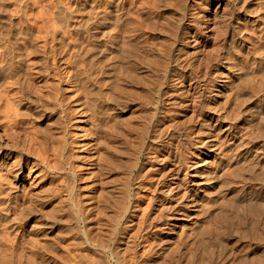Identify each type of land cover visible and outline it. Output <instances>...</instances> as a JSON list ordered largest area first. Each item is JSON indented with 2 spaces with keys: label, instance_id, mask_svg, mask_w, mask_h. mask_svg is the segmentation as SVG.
Listing matches in <instances>:
<instances>
[{
  "label": "rangeland",
  "instance_id": "obj_1",
  "mask_svg": "<svg viewBox=\"0 0 264 264\" xmlns=\"http://www.w3.org/2000/svg\"><path fill=\"white\" fill-rule=\"evenodd\" d=\"M105 1L103 0H4V1L2 0V2L0 1V16L2 18V20L0 18V26H2L0 27V62L3 60V62L0 63V67L6 68L5 75H2L0 79V89H1L0 90V120H1L0 142L2 143V144L0 143V170L2 169L0 171L1 174L0 175V193H1L0 194V264H48V262L49 264H58V263L59 264L62 263L63 264H69V263L70 264H124V263L125 264H158L159 261L160 264H162L164 262H167V258L170 264L172 263L173 264L175 263L176 264H207L206 263L207 260L205 258L202 259L201 252L203 253V250L209 247V245L213 246L214 253L216 254L213 255V260L215 261H213L212 264H217V263L240 264L241 261L243 262L250 261L248 262V264H255L254 263L255 260H256V264H261V263L263 264V262H261L260 260L257 261V259H260L259 257L260 255L264 256L263 254L264 247H262L264 245V241L261 240L259 241L251 233L252 225L250 224L251 222L250 220H249L250 222L247 221L244 224L238 225V223H236L235 225L234 223L232 226L230 225V227L226 229V233L224 234L225 237L221 238L220 241H218L217 238H214L215 237L214 235L211 234L208 236V234H206L208 229L215 227L216 223L213 217L216 214L215 212L219 211L220 204L219 205L217 204L221 203V199L223 198L224 192L228 194H225V198L222 199V201L224 200L233 203V201L235 202L238 200V198L233 193L228 191H222L224 190L223 188L221 190L220 187H222V183H220V176L217 175L216 173L218 171V168L220 170L224 158V157L222 158L220 154H222L223 151L224 154H229L230 153L229 150L231 149V145H230L231 143L229 139L225 137V134L230 133L233 136H235V138H237V136L238 137L240 136L239 138L241 139L243 138V143L245 146L243 147L241 146L242 147L241 149L243 148L247 149V147L250 146L248 148L250 149L251 151L250 153L252 154V156H254L255 154L256 156L257 155H259L260 157L263 156V158L261 159L259 156H257L256 159L254 157L255 163L257 162L258 165L256 169L258 171L256 172L258 173L259 170L263 171L262 168H264V163H263L264 146H262L264 145L263 144L264 135L262 136L261 134V129L262 127L264 128V123L262 121L264 118L262 117L261 119V116L259 114L257 115V111H258L257 105H259V101L261 99L260 96L264 94V87L262 86L264 84V78H263L264 74L263 72H260L259 69L256 72V68H254L252 64H249L244 56L239 58L240 61L238 59V61L241 62L240 65L244 68L246 67L245 69L241 70L242 73L244 74L243 81L242 78L238 76L237 73L239 71L238 69H236V67H235L236 71L234 70V75H233L234 79L228 78V76L226 75L224 77V74H221L222 72H224L225 69L219 70V64L222 62L221 57H223L228 47V40L230 39V33H231L230 30H232V27L237 21L236 19H234V15L236 13L235 11L237 7L241 5V3L239 2V0H186V1L184 0L183 13L178 14V18L181 19L179 22L180 24H182L181 37L185 40H183L182 43L180 41H177L172 45L173 54L176 55L169 66L170 73H168V77L162 78L160 76L161 83H159L157 86L156 83L152 82V80L148 81L146 84L149 87L151 86L150 88L152 91H149L148 87L145 84H136L133 86L130 83L126 86L127 89L125 90L123 95H121L118 92L117 87L115 88L113 85L108 84V80L106 79V76L102 74L104 68L99 63V61H101V59L103 58L102 56L103 49L105 47L104 39H103L104 34L102 30L103 25H100L105 15V9H104L106 8ZM242 3L244 4L246 3L245 5H247V13L249 12L247 19L243 21L244 34H250L248 35L249 37L248 40L246 41L248 50L250 51L251 55L264 57V53H263L264 52L263 51L264 50V0H245ZM26 4L28 6H26ZM115 4H117V2ZM6 7H7V11L5 12ZM16 9H17V13H15ZM112 9L113 11H117L116 6H114ZM8 11H11L12 13ZM7 13H9V15ZM6 15H8L9 17ZM258 16L263 17V23H261L262 28L259 27V29L257 28V30H255L253 29L254 28L253 24L255 22H253L252 20H254V18ZM22 20H25V22H23ZM4 22L7 25H5ZM8 24L9 25L12 24V25L9 26ZM33 26H35V29H33L34 28ZM4 27H6V29ZM29 28L30 30H28ZM5 30H13V31L15 30V32L17 30L18 33L16 32L17 34L16 38L8 39L4 37L3 33L5 32ZM93 32L95 33L97 32V33L93 34ZM86 36H88V38L90 39H88ZM34 40L36 43L34 42ZM14 41L15 43H12ZM43 41H45V43ZM92 42L94 43L92 44ZM95 43L97 45H94ZM16 45L19 47L17 48ZM38 45L40 48L38 47ZM88 47L90 48V50L88 49ZM92 47L94 50L92 49ZM26 49H28L31 53ZM252 49H255V51ZM27 51L29 57L25 55ZM178 51L181 52L182 59L176 60L179 54ZM16 52L18 53L20 52V54L24 58V70L26 71L27 74L23 75V77L22 76L14 77V75L11 73L12 69L15 66L14 61L16 60L15 58ZM183 52L184 53L186 52V54H184ZM88 55L92 57L90 58ZM52 58L54 61H52ZM97 61L99 64L97 63ZM37 63L40 64L39 67H37ZM28 66L30 69L28 68ZM38 68L43 69V72H41L40 76L36 72ZM49 71L51 72V74ZM93 71H95L94 73H96L97 75L94 74ZM252 71H254L256 74L254 72L252 73ZM127 72L128 71H123L120 69L117 72V76L113 75V78L123 79L125 78ZM176 73H178V75ZM225 73L227 74V71ZM54 75L55 77H53ZM67 75H69L68 78ZM216 79L220 80V83L218 84L217 87L215 86L217 83ZM5 80L7 82V86L5 84L6 82H4ZM244 81L247 85L244 83ZM257 82L260 83L258 84ZM70 83L72 85H70ZM230 85L233 86L232 88L234 94L232 96V99L223 98V95L221 94L225 91V89L226 90L227 88L229 89ZM238 87H240L239 88L240 90L237 89ZM39 90H41V92ZM237 90L239 91L240 94L238 93ZM49 91L52 92L53 94L50 93ZM159 91L162 92L161 95H159ZM164 91H166L167 94ZM2 92L4 93L2 94ZM6 92H7V96H6ZM41 93L43 98L51 97L49 102H52L53 106H56L55 112L57 114H55V118L57 119V124L54 131L55 133L49 136L48 133H46V130L43 128L44 126L43 125L41 126L39 123V114H38L39 112L38 110L36 111V109H41V107L35 106V108L31 110L30 104L29 103L25 104L27 100H24V98H31V97L35 98L36 96H40ZM45 93H47V95ZM219 93L220 95H218ZM236 93L237 95H235ZM4 94L8 99L5 98ZM26 95L27 96L29 95L30 97H25ZM243 96L244 98L250 96V99L252 100H249V97L246 98L247 99L246 100L243 98ZM107 98H113V102L116 101L121 103V106H123V109L125 111L123 113V117H125L124 118L125 120H131V118L135 117V119L133 118L132 121H129V129L125 130L123 134L124 136L123 141L125 143L123 145L126 147L125 148L126 150L122 156V161L125 160L124 168L126 167L127 169L125 170L123 168L122 172L116 169H106L105 172L100 176H95L94 174L93 176L91 173L88 174L87 172L88 169H86L85 167L87 166L88 168V165H85L86 164L85 161L87 160L88 162L89 160L87 159L88 155L86 151H84L87 148V146H85L84 141L88 140L92 136L100 137V139L102 140L103 128L102 125L101 124L99 125L98 123L100 121L99 118L101 117V115L98 116V119L97 117L95 118L96 116L95 115L91 119L92 120L91 121L88 118V114L94 111L97 112L98 110H99L98 112H100L104 108L103 106L105 105V103H107L106 101ZM6 100L8 102H6ZM232 101L237 102L236 103L237 105ZM241 102L243 103L244 106L241 104ZM233 104H235L234 105L235 107L236 106L238 107L235 108L234 106H232ZM13 105L14 107H12ZM100 105L102 106L100 107ZM26 106H28L29 108ZM85 106H87L86 109L84 108ZM209 106H211L212 108ZM247 107L249 110L247 109ZM207 108L212 109L211 111L213 112V115L210 114L211 112ZM243 108L246 109L247 111L244 110ZM13 109H15L16 111ZM231 109L232 111L233 109L234 111L235 110L236 111L235 112L233 111L234 112L233 113L231 112ZM250 109L251 110L253 109L252 112H250L251 111ZM28 110L29 112H26ZM30 110L31 112L32 111L35 112L31 113ZM64 110H66V112H64ZM254 110L256 111L254 112ZM15 112H17V114ZM218 113H220L221 117L219 116ZM236 113L237 114L239 113L240 115L238 114L239 115L238 116ZM5 114L8 118L4 116ZM131 114L132 116L133 115L136 116L132 117L130 116ZM161 114H164L163 115L164 119H162L160 124H158L156 119L153 117L154 116L158 117ZM210 116H215V118L218 119L212 121ZM4 118L6 119L7 122H5ZM85 118L88 120L86 122H83ZM247 118L249 119V125H251L252 129H249V131L246 132L247 128L245 127V120ZM253 120H254V124H253ZM146 121L149 122L147 123ZM26 122H29L30 124L29 123L27 124ZM35 122H37V124ZM25 123L28 126L24 127V125H26ZM133 123L134 125L138 123L137 126L140 125V127L142 128L133 126ZM13 124H15V126ZM17 125L18 127H16ZM257 125H260L259 128ZM132 127L137 128L134 133L130 131ZM100 128L102 129L100 130ZM157 128H159V130ZM217 128L219 130H217ZM29 129H31V131ZM142 129H144V131ZM256 129L257 131L254 132ZM84 130H89V132H91V135L89 136L85 134ZM250 130L253 131L251 132ZM20 131L21 133L23 131L22 135L20 134ZM215 131H217L218 133ZM220 132L223 133L220 134ZM245 132L246 134H244L245 136H243L242 134ZM253 132L255 134L257 132L259 133H257L258 135L257 134L254 135ZM247 133H249L248 134L249 136L247 135ZM100 134L102 135L100 136ZM53 135L55 136V138H52ZM27 136H29V138H26ZM258 136L262 139H260ZM33 137L34 139H31ZM52 139L54 140L53 144L52 141H50ZM132 139L134 140L132 141ZM152 140H154V142H152ZM26 141L27 142L30 141V142L27 143ZM126 143L127 144L129 143L128 146H126ZM139 143L141 145L140 152L138 155L139 160L137 161L135 167V169H138L137 172L139 173H137V175L135 174V177L137 176L135 178L134 174H132V172L128 168V163L130 162L129 154L131 153L132 146L137 148L138 147L137 145H139ZM215 144L219 145L221 149ZM247 144L248 146L246 147ZM35 145L37 147H35ZM52 147L53 149H51ZM208 148H212V149H208ZM149 151L151 152L153 158H156L160 154L163 156V158L165 157L164 159L166 160L165 161L166 164L163 167L162 165H158V164H155V166H152V164H148L150 162L147 155ZM7 152L8 153L11 152L10 154L11 156L9 155V158ZM70 155H72L73 157ZM49 156L53 158L50 159ZM86 156L87 158H85ZM35 161L37 162L35 163ZM11 164L13 165L21 164L19 168L22 174L18 176V178L14 177L13 172L15 167ZM45 169L48 171H45ZM158 170L163 171V173L161 172L162 175L158 173L159 172ZM81 171L82 174L84 175L81 174ZM84 172H87V174ZM211 173L216 175L213 176V174ZM260 175L261 174H259L257 178L253 179L252 183L243 185L245 198L246 199L250 198L248 200H250L249 202H252L253 204L256 203L255 200L260 199L259 195L252 194L254 192H252L253 189L251 187L255 185L254 184L255 181L262 187L261 191L264 195V181H262L263 178ZM79 176L81 180L78 179ZM125 178L127 179L125 180ZM256 179H258V181ZM94 180H97V182L94 183ZM235 182L236 184L232 183V186L242 185L236 179ZM216 185H218L219 187ZM118 187L119 188L121 187L123 191H124V187L127 190V196L125 195V200L123 205L124 207L126 206V208H124V211L119 214L120 215L118 217L119 224H116V221L114 222L115 226L117 227V230L113 234L112 232L113 227L111 225V222L109 221V214L113 215V212L111 210H113L114 207H110V205L113 204V202L116 199H118V197L120 196L121 189H119ZM215 187L216 188L218 187L220 189L217 188L214 191L213 188ZM51 190H53V192ZM117 190L120 193H118ZM16 191L17 193H15ZM208 191L212 192V194L210 192L208 193ZM217 191L220 192L218 193ZM28 193H29V197H28ZM87 194H89L90 196ZM207 194H210V196H214L217 200L212 202L210 196ZM253 195L254 198H251L253 197ZM231 196H232L231 198L232 200L230 199ZM78 199L80 201H83V205L85 209H87L86 211L83 212L89 217H92L90 221L92 223V226L84 221L83 219L84 215L80 214V212L73 206V202L77 204ZM108 203H110V205ZM214 204H216L217 207ZM207 205H209L210 207L212 205V207L208 209ZM89 208L91 209L90 211H88ZM206 209L209 211H206ZM68 213L69 214L71 213L70 216ZM263 213L259 214L258 217L260 219L257 217L258 224L260 225L262 223L260 225L262 230L264 229ZM210 214L211 216L212 215L213 216L211 217ZM25 221L27 222L25 223ZM121 224L123 225L121 226ZM89 227L94 228V230L92 229L93 232L92 234L89 230ZM59 230L62 231L60 232ZM88 230L89 233H87ZM227 231H229V233ZM65 233L67 234L69 233V234L67 235ZM243 233L244 235L242 236L241 234ZM226 234L229 236H227ZM72 235H74V238L71 237ZM85 236L87 238H85ZM40 238L41 239L44 238V239L41 240ZM78 240L80 241L78 242ZM215 240L218 241L221 245L219 244L217 246L218 243ZM73 243L74 245H71ZM223 243L226 244V246ZM100 244L101 245L105 244V245L101 246ZM38 245L40 247L39 249H38ZM221 246L223 248H220ZM164 247L166 248V250ZM217 247H219V249H217ZM114 249L116 251L113 252ZM168 249H170L168 251L169 254H166L165 252H167ZM200 250L202 251L200 252ZM35 251L36 253H34ZM37 252L40 256H37L38 255ZM73 252L76 254V256ZM78 252L80 255L78 254ZM90 253L92 255L88 256L90 255ZM164 253L167 255L165 256L166 259L163 258ZM217 253L219 254L218 256H220L219 257L220 261L218 260ZM259 253L260 255H258ZM196 254H198L200 257H198V255ZM79 256L81 258H79ZM215 256L217 257L218 261L214 259L216 258ZM64 257L67 258L68 261ZM80 259L81 261L82 260L83 261L80 262ZM158 259L159 261H157ZM45 261L47 262L45 263Z\"/></svg>",
  "mask_w": 264,
  "mask_h": 264
},
{
  "label": "bare ground",
  "instance_id": "obj_2",
  "mask_svg": "<svg viewBox=\"0 0 264 264\" xmlns=\"http://www.w3.org/2000/svg\"><path fill=\"white\" fill-rule=\"evenodd\" d=\"M1 2H2V0H0ZM4 1V0H3ZM103 1H105V0H103ZM186 1V0H185ZM245 1V0H244ZM243 0H239V2L241 3V5L239 6V7H237V9H236V13H235V15H234V19H236L237 21H236V23L234 24V26L232 27V30H230L231 31V33H230V39L228 40V47H227V50H226V52H225V54L223 55V57H221L222 58V62L219 64V70L220 69H225L224 70V72H222L221 74H224V77H225V75L226 76H228V78H233V75H234V70H235V67H236V69H238V76L239 77H241L242 78V81H243V76H244V74L242 73V71L241 70H243V69H245L244 67H242L240 64H241V62H239L240 61V57H245L246 59H247V62L249 63V64H252L253 66H254V68H256V72H257V70L259 69V71L260 72H263V74H264V57H259V56H254V55H251V53H250V51L248 50V47H247V44H246V41L248 40V35H250V34H244V25H243V21H245L246 19H247V17H248V13H247V5H245L244 3H242V2H244ZM106 2V8H104L105 9V15H104V17H103V21L101 22V24L100 25H103V28H102V30H103V36H104V49H103V58L101 59V61H99V63H100V65L104 68V71H103V73L102 74H104L105 76H106V79L108 80V84L109 85H113L115 88L117 87V90H118V92L121 94V95H123V93L125 92V90L127 89V85L128 84H132L133 86L134 85H136V84H145L147 87H148V89H149V91H152L151 90V86L149 87L146 83L148 82V81H150V80H152V82L153 83H156V86L159 84V83H161V78H160V76L163 78V77H168V73H170L169 72V66H170V64H171V62L173 61V59H174V57H175V55L173 54V49H172V45L175 43V42H177V41H180L181 43L183 42V40H185V39H183L182 37H181V31H182V24H180V20L181 19H179L178 18V14H180V13H183V9H184V5H183V2H184V0H106L105 1ZM117 2V4H115ZM238 2V3H239ZM250 2V1H249ZM25 3H27V2H25ZM30 3V2H29ZM104 3V2H103ZM236 3V2H235ZM2 4V3H1ZM100 5H102V4H100ZM105 5V4H104ZM5 6H7V5H5ZM26 6H28L27 4H26ZM114 6H116V9H117V11H113V7ZM3 7V6H2ZM100 7V6H99ZM2 10V9H1ZM4 10H5V8H4ZM10 10V9H9ZM20 10V9H19ZM18 10V11H19ZM258 10V9H257ZM260 10H261V8H260ZM7 11V7H6V10H5V12ZM263 11V10H262ZM8 12H11V11H8ZM12 13V12H11ZM10 13V14H11ZM15 13H17V9H16V12ZM256 13V12H255ZM263 13V12H262ZM8 15H9V13H7ZM13 14H14V12H13ZM234 14V13H233ZM257 14V13H256ZM4 15V14H3ZM8 15H6V16H8ZM22 15V14H21ZM5 16V17H6ZM13 16V15H12ZM11 16V17H12ZM102 16V15H101ZM5 17H4V19H5ZM9 17V16H8ZM21 17V16H20ZM0 18H1V16H0ZM181 18V17H180ZM9 19V18H8ZM18 19V18H17ZM249 19V18H248ZM1 20H2V18H1ZM19 20V19H18ZM6 21H8V20H6ZM11 21V20H10ZM23 22H25V20H22ZM30 21V20H29ZM234 21V20H233ZM253 22H255L253 25H254V28L253 29H255V30H257V28L259 29V27H261L262 25H261V23H263V17L261 16V17H255L254 18V20H252ZM3 22V21H2ZM13 22V21H12ZM14 22H15V19H14ZM19 22V21H18ZM22 22V23H23ZM27 22V21H26ZM99 22V21H98ZM11 23V22H10ZM28 23V22H27ZM90 23V22H89ZM239 23V24H238ZM247 23V22H246ZM248 23H250V22H248ZM4 24H5V22H4ZM17 24V23H16ZM5 25H7V24H5ZM9 25V24H8ZM10 25H12V24H10ZM9 25V26H10ZM90 25V24H89ZM251 25H252V23H251ZM19 26V25H18ZM26 26V25H25ZM98 26V25H97ZM229 26H231V25H229ZM0 27H2V26H0ZM34 28L33 29H35V26H33ZM247 27V26H246ZM5 29H6V27H4ZM10 28V27H9ZM13 28V27H12ZM252 28V27H251ZM262 28V27H261ZM260 28V29H261ZM32 29V28H31ZM92 29H94V28H92ZM249 29V28H248ZM22 30V29H21ZM27 30V29H26ZM28 30H30V28L28 29ZM87 31H88V29H87ZM90 31V30H89ZM16 32L18 33V31L16 30ZM16 32H15V30L13 31V30H5V32L3 33L4 34V37H6V38H8V39H12V38H16V36H17V34H16ZM22 32V31H21ZM20 32V33H21ZM23 32H25V31H23ZM41 32V31H40ZM98 32V31H97ZM96 32V33H97ZM36 33V32H35ZM95 32H93V34H96ZM100 33V32H99ZM246 33V32H245ZM260 33V32H259ZM22 34V33H21ZM92 34V33H91ZM229 34V33H228ZM90 35V34H89ZM99 35V34H98ZM258 35V34H257ZM32 36V35H31ZM102 36V37H103ZM87 38H88V36H86ZM94 37V36H93ZM28 38V37H27ZM86 38V39H87ZM259 38H260V35H259ZM26 39V38H25ZM32 39V38H31ZM88 39H90V38H88ZM38 40V39H37ZM36 40V41H37ZM42 40V39H41ZM92 40V39H91ZM10 41H12V40H10ZM29 41V40H28ZM89 41V40H88ZM99 41V40H98ZM263 41V40H262ZM34 42H35V40H34ZM41 42V41H40ZM44 43H45V41H43ZM90 42V41H89ZM95 42H96V40H95ZM12 43H15V41L14 42H12ZM36 43V42H35ZM42 43V42H41ZM43 43V44H44ZM94 42H92V44H93ZM101 43V42H100ZM100 43H98V44H100ZM250 43V42H249ZM262 43V42H261ZM18 44V43H17ZM40 44V43H39ZM94 45H97L96 43L94 44ZM94 45H92V46H94ZM250 45V44H249ZM252 45H255V44H252ZM262 45V44H261ZM17 46V45H16ZM28 46V45H27ZM36 46V45H35ZM34 46V47H35ZM88 46H89V44H88ZM226 46V45H225ZM19 46H17V48H18ZM38 47H39V45H38ZM87 47V46H86ZM103 47V46H102ZM101 47V48H102ZM261 47V46H260ZM13 48H15V47H13ZM20 48H21V45H20ZM19 48V49H20ZM40 48V47H39ZM258 48V47H257ZM24 49V48H23ZM22 49V50H23ZM49 49V48H48ZM87 49V48H86ZM88 49L90 50V48L88 47ZM92 49H93V47H92ZM251 49V48H250ZM26 50H28V49H26ZM33 50V49H32ZM35 50H37V49H35ZM94 50V49H93ZM93 50H91V51H93ZM97 50V49H96ZM252 50H254L255 51V49H252ZM258 50V49H257ZM256 50V51H257ZM259 50H260V48H259ZM18 51V50H17ZM25 51V50H24ZM29 51V50H28ZM28 51L26 52V54L25 55H29V54H27L28 53ZM39 51V50H38ZM264 51V50H263ZM21 52V51H20ZM20 52L18 53V52H16L15 53V58H16V60L14 61V64H15V66H14V68L12 69V71H11V73L14 75V77H23V75H26L27 73H26V71L24 70V58L22 57V55L20 54ZM30 52V51H29ZM41 52V51H40ZM86 52V51H85ZM12 53V52H11ZM24 53V52H23ZM22 53V54H23ZM31 53V52H30ZM100 53V52H99ZM178 58L176 59V60H178V59H182V57H181V52L180 51H178ZM184 53V52H183ZM256 53V52H255ZM264 53V52H263ZM5 54V53H4ZM33 54V53H32ZM95 54V53H94ZM102 54V53H101ZM184 54H186V52L184 53ZM3 55V54H2ZM24 55V54H23ZM34 55V54H33ZM42 55V54H41ZM50 55H51V53H50ZM85 55H86V53H85ZM93 55V54H92ZM39 56V55H38ZM89 56V55H88ZM94 56V55H93ZM97 56V55H96ZM102 56H100V57H102ZM184 56V55H183ZM26 57V56H25ZM29 57V56H28ZM52 57H54V56H52ZM84 57V56H83ZM90 58L92 57V56H89ZM88 57V58H89ZM41 58V57H40ZM60 58V57H59ZM220 58V59H221ZM84 59V58H83ZM94 59V58H93ZM184 59V58H183ZM238 59H239V61H238ZM28 60V59H27ZM33 60H34V57H33ZM36 60H38V59H36ZM62 60V59H61ZM26 61V60H25ZM30 61V60H29ZM52 61H54L53 60V58H52ZM51 61V62H52ZM90 61V60H89ZM1 62H3V60L1 61ZM0 62V63H1ZM73 62V61H72ZM94 62H96V61H94ZM30 63V62H29ZM58 63V62H57ZM88 63V62H87ZM90 63V62H89ZM97 63H98V61H97ZM98 63V64H99ZM50 64H52V63H50ZM53 64H54V62H53ZM172 64H174V63H172ZM180 64V63H179ZM5 65V64H4ZM31 66V65H30ZM40 66V64L39 63H37V67H39ZM43 66V65H42ZM172 66V65H171ZM182 66V65H181ZM32 67V66H31ZM215 67H216V65H215ZM28 68H29V66H28ZM33 68V67H32ZM52 68H54V67H52ZM177 68V67H176ZM251 68V67H250ZM253 68V69H254ZM30 69V68H29ZM89 69V68H88ZM92 69V68H91ZM99 69V68H98ZM123 70V71H128L127 73H126V75H125V78H123V79H116V78H113V75L114 76H117V72H118V70ZM248 69V68H247ZM5 70H6V68L5 67H0V79H1V76L2 75H5ZM61 70V69H60ZM178 70V69H177ZM217 70V69H216ZM56 71V70H55ZM175 71V70H174ZM179 71V70H178ZM227 71V74L225 73ZM236 71V70H235ZM258 71V72H259ZM38 74H39V76L41 75V72H43V69H40V68H38V70L36 71ZM50 72V71H49ZM69 72V71H68ZM95 71H93V73H94ZM97 72V71H96ZM247 72V71H246ZM250 72V71H249ZM254 71H252V73H253ZM29 73V72H28ZM66 73H67V71H66ZM99 73V72H98ZM251 73V74H252ZM255 73V72H254ZM32 74V73H31ZM30 74V75H31ZM50 74H51V72H50ZM54 74V73H53ZM56 74V73H55ZM61 74H63V73H61ZM94 74H96V73H94ZM100 74V73H99ZM98 74V75H99ZM177 75H178V73H176ZM256 74V73H255ZM254 74V75H255ZM259 74V73H258ZM43 75V74H42ZM97 75V74H96ZM124 75V74H123ZM218 75V74H217ZM220 75V74H219ZM57 76V75H56ZM68 76L69 75H67V78H68ZM170 76V75H169ZM174 76V75H173ZM223 76V75H222ZM237 76V75H236ZM253 76V75H252ZM264 76V75H263ZM53 77H55V75L53 76ZM61 77V76H60ZM64 77V76H63ZM101 77V76H100ZM99 77V78H100ZM218 77V76H217ZM223 77V78H224ZM254 77V76H253ZM261 77H262V75H261ZM34 78H35V76H34ZM67 78H65V79H67ZM170 78H172V77H170ZM240 78V79H241ZM259 78V77H258ZM264 78V77H263ZM17 79V78H16ZM24 79V78H23ZM64 79V80H65ZM101 79V78H100ZM104 79V78H103ZM175 79V78H174ZM215 79V78H214ZM234 79V78H233ZM249 79V78H248ZM262 79V78H261ZM18 80V79H17ZM33 80V79H32ZM36 80V79H35ZM64 80H62V81H64ZM71 80V79H70ZM70 80H68V81H70ZM177 80V79H176ZM230 80V79H229ZM252 80H254V79H252ZM222 81V80H221ZM232 81V80H231ZM248 81V80H247ZM250 81V80H249ZM4 82H6V80L4 81ZM13 82V81H12ZM58 82V81H57ZM216 87L218 86V84L220 83V80H218V79H216ZM252 82V81H251ZM251 82H249V83H251ZM261 82V81H260ZM259 82V83H260ZM10 83V82H9ZM33 83V82H32ZM42 83V82H41ZM61 83V82H60ZM65 83V82H64ZM215 83V82H214ZM226 83V82H225ZM244 83H245V81H244ZM248 83V84H249ZM253 83V82H252ZM258 83V82H257ZM258 83V84H259ZM6 84V86H7V82L5 83ZM12 84V83H11ZM14 84V83H13ZM44 84V83H43ZM148 84H150V83H148ZM231 84H232V82H231ZM246 84V83H245ZM17 85V84H16ZM29 85V84H28ZM70 85H72L71 83H70ZM236 85V84H235ZM247 85V84H246ZM2 86V85H1ZM5 86V87H6ZM25 86V85H24ZM27 86V85H26ZM41 86V85H40ZM44 86V85H43ZM53 86V85H52ZM112 86V87H113ZM154 86V85H153ZM237 86V85H236ZM253 86V85H252ZM263 87H264V84L262 85ZM20 87V86H19ZM161 87V86H160ZM233 86L232 85H230L229 86V89L227 88V90L225 89V91L221 94V95H223V98H231L232 99V96H233V88H232ZM242 87V86H241ZM260 87H261V85H260ZM3 88V87H2ZM35 88V87H34ZM43 88V87H42ZM163 88V87H162ZM213 88V87H212ZM240 87H238L237 89L238 90H240L239 89ZM18 89V88H17ZM24 89V88H23ZM25 89H27V88H25ZM67 89V88H66ZM69 89V88H68ZM261 89V88H260ZM1 90V89H0ZM42 90V89H41ZM41 90H39L40 92H41ZM54 90V89H53ZM65 90V89H64ZM72 90V89H71ZM115 90V89H114ZM158 90H160V89H158ZM222 90V89H221ZM220 90V91H221ZM237 90V91H238ZM11 91V90H10ZM33 92H35V91H33ZM46 92V91H45ZM50 92V91H49ZM164 92H166V91H164ZM209 92V91H208ZM211 92V91H210ZM234 92H235V89H234ZM242 92V91H241ZM4 92H2V94H3ZM50 93H52V92H50ZM117 93V92H116ZM136 93V92H135ZM161 93L162 92H160L159 91V95H161ZM216 93V92H215ZM238 93H239V91H238ZM46 95H47V93H45ZM49 94V93H48ZM53 94V93H52ZM75 94V93H74ZM113 94V93H112ZM166 94H167V92H166ZM165 94V95H166ZM170 94V93H169ZM217 94V93H216ZM240 94V93H239ZM10 95H11V93H10ZM50 95V94H49ZM218 95H220V93L218 94ZM235 95H237V93L235 94ZM242 95V94H241ZM248 95V94H247ZM4 96H5V94H4ZM6 96H7V92H6ZM6 96H5V98H6ZM53 96V95H52ZM58 96V95H57ZM61 96H63V95H61ZM60 96V97H61ZM109 96V95H108ZM157 96V95H156ZM240 96V95H239ZM25 97H30L29 95L27 96H25ZM234 97H237V96H234ZM249 97V100H252V99H250V96H247L246 98H248ZM253 97V96H252ZM13 98V97H12ZM18 98V97H17ZM21 98V97H20ZM51 98V97H50ZM50 98H43L42 97V93H41V95L40 96H36L35 98H33V97H31V98H24V100H27L26 102H25V104H30V108H31V110H33L34 108H35V106H40L41 107V109H36V111L38 110V114H39V123H40V125L42 126H44L43 128L46 130V133H48V136L49 135H51V134H53V133H55L54 131H55V128H56V124H57V119L55 118V114H57L55 111H56V106H53V103L52 102H49V100H50ZM123 98V97H122ZM222 98V97H221ZM243 98H244V96H243ZM242 98V99H243ZM246 98H244V99H246ZM258 98V97H257ZM260 101H259V105H257L258 106V111H257V115L259 114L260 116H261V119H262V117L264 118V94L262 95V96H260ZM4 99V98H3ZM6 99H8V98H6ZM59 99V98H58ZM61 99H63V98H61ZM68 99V98H67ZM120 99V98H119ZM216 99V98H215ZM234 99V98H233ZM10 100H11V98H10ZM53 100V99H52ZM54 100H55V98H54ZM70 100H72V99H70ZM75 100V99H74ZM73 100V101H74ZM115 100V99H114ZM209 100V99H208ZM217 100H218V98H217ZM223 100V99H222ZM229 100V99H228ZM247 100V99H246ZM63 101V100H62ZM80 101V100H79ZM106 101H107V103H105V105L103 106L104 108L100 111V112H96V111H94V112H91V113H89L88 114V118L91 120L95 115V118L97 117V119H98V116H100L101 115V117L99 118V125L101 124L102 125V128H103V138H102V140L100 139V137H97V136H95V137H90L88 140H86V141H84L85 142V146H87V148L84 150V151H86V153H87V155H88V158H87V156L85 157V158H87L89 161L87 162V160L85 161V165H88V168H87V166H85L86 167V169H88V174L89 173H91L92 175L94 174L95 176H100L101 174H103L104 172H105V170L106 169H116V170H119L120 172H122L123 171V168H124V165H125V160L124 161H122V156H123V154L125 153V146L123 145V144H125L124 143V136H123V134H124V132H125V130H128L129 129V121H132V119L134 118L135 119V117H133V116H136V115H133L132 116V114L130 115V116H132L133 118H131V120H125L124 118L125 117H123V113L125 112L124 111V109H123V106H121V103L120 102H113V98H107L106 99ZM221 101V100H220ZM226 101V100H225ZM6 102H8L7 100H6ZM12 102V101H11ZM10 102V103H11ZM13 102H14V100H13ZM60 102H61V100H60ZM72 102V101H71ZM228 102V101H227ZM233 102V101H232ZM244 102V101H243ZM251 102V101H250ZM20 103V102H19ZM74 103V102H73ZM233 103H237V102H233ZM12 104V103H11ZM75 104V103H74ZM76 104H77V101H76ZM123 104V103H122ZM227 104V103H226ZM232 104V103H231ZM235 104H233L232 106H234ZM241 104L243 105V103L241 102ZM246 104V103H245ZM258 104V103H257ZM5 105V104H4ZM9 105V104H8ZM79 105V104H78ZM90 105V104H89ZM237 105V104H236ZM6 106V105H5ZM66 106H67V104H66ZM72 106V105H71ZM102 105H100V107H101ZM212 106V105H211ZM211 106H209V107H211ZM231 106V107H232ZM244 106V105H243ZM256 106V105H255ZM4 107V106H3ZM12 107H14V105L12 106ZM23 107V106H22ZM26 107H28V106H26ZM77 107V106H76ZM86 107L87 106H85L84 108L86 109ZM206 107V106H205ZM213 107V106H212ZM211 107V108H212ZM215 107V106H214ZM230 107V108H231ZM235 107V106H234ZM233 107V108H234ZM236 107H238V106H236ZM235 107V108H236ZM2 108V107H1ZM17 108H19V107H17ZM25 108V107H24ZM29 108V107H28ZM91 108V107H90ZM98 108V107H97ZM211 108H207L211 113L210 114H212L213 115V112L211 111L212 109ZM218 108V107H217ZM228 108H229V106H228ZM234 108V109H235ZM246 108V107H245ZM250 108V107H249ZM251 108H252V105H251ZM254 108V107H253ZM11 109V108H10ZM21 109V108H20ZM70 109V108H69ZM220 109V108H219ZM234 109H233V111H234ZM240 109V108H239ZM244 109V108H243ZM247 109H248V107H247ZM3 110H4V108H3ZM2 110V111H3ZM13 110H15V109H13ZM23 110V109H22ZM31 110H30V112H31ZM79 110V109H78ZM218 110V109H217ZM244 110H246V109H244ZM249 110V109H248ZM251 110V109H250ZM253 110V109H252ZM252 110L250 111V112H252ZM1 111V112H2ZM6 111V110H5ZM16 111V110H15ZM19 111V110H18ZM232 111V109H231V112H233ZM236 111V110H235ZM234 111V112H235ZM247 111V110H246ZM256 110H254V112H255ZM7 112V111H6ZM25 112V111H24ZM26 112H29V110L28 111H26ZM32 112H35V111H32ZM31 112V113H32ZM61 112H62V110H61ZM60 112V113H61ZM64 112H66V110H64ZM70 112V111H69ZM80 112V111H79ZM78 112V113H79ZM230 112V113H231ZM233 112V113H234ZM253 112V113H254ZM5 113V112H4ZM8 113V112H7ZM16 114H17V112H15ZM20 113H23V112H20ZM9 114V113H8ZM25 114H27V113H25ZM84 114V113H83ZM165 114V113H164ZM164 114H161V115H159L158 117H156V116H154L153 118H155L156 119V121H157V123L158 124H160V122L162 121V119H164ZM219 114V116H220V113H218ZM237 114V113H236ZM236 114H235V116H236ZM239 114V113H238ZM237 114V115H238ZM249 114V113H248ZM252 114V113H251ZM19 115V114H18ZM32 115V114H31ZM78 115V114H77ZM240 115V114H239ZM238 115V116H239ZM253 115V114H252ZM4 116H6V114L4 115ZM17 116V115H16ZM20 116H22V115H20ZM26 116V115H25ZM28 116V115H27ZM247 116V115H246ZM251 116V115H250ZM2 117V116H1ZM60 117V116H59ZM84 117H87V116H84ZM127 117H129V116H127ZM146 117V116H145ZM144 117V118H145ZM147 117H148V115H147ZM150 117V116H149ZM221 117V116H220ZM255 117H256V115H255ZM254 117V118H255ZM6 118H8L7 116H6ZM10 118V117H9ZM35 118V117H34ZM143 118V119H144ZM209 118V117H208ZM210 118H211V120L212 121H215V120H217L218 118H215V116H210ZM232 118V117H231ZM259 118V117H258ZM5 119V118H4ZM15 119V118H14ZM19 119V118H18ZM37 119V118H36ZM97 119H95V120H97ZM138 119V118H137ZM147 119V118H146ZM12 120V119H11ZM78 120V119H77ZM81 120H82V118H81ZM88 119H84V121L83 122H86ZM231 120V119H230ZM1 121V120H0ZM23 121H24V119H23ZM34 121V120H33ZM92 121V120H91ZM256 121V120H255ZM259 121V120H258ZM263 121V123H264V119L262 120ZM5 122H7L6 121V119H5ZM31 122V121H30ZM71 122V121H70ZM89 122V121H88ZM147 122V121H146ZM145 122V123H146ZM149 122V121H148ZM147 122V123H148ZM153 122V121H152ZM151 122V123H152ZM257 122V121H256ZM260 122V121H259ZM11 123V122H10ZM10 123H8V124H10ZM14 123V122H13ZM27 124L29 123V122H26ZM25 123V124H26ZM36 124H37V122H35ZM34 123V124H35ZM59 123V122H58ZM69 123V122H68ZM74 123V122H73ZM78 123H79V121H78ZM92 123V122H91ZM209 123V122H208ZM215 123H217V122H215ZM16 124V123H15ZM15 124H13L14 126H15ZM22 124H24V123H22ZM21 124V125H22ZM24 125V127L25 126H28V125ZM30 124V123H29ZM32 124V123H31ZM72 124V123H71ZM94 124V123H93ZM138 124V123H137ZM137 124H135L134 125V123H133V126H137ZM142 124H143V122H142ZM213 124H214V122H213ZM253 124H254V120H253ZM257 124H259V123H257ZM3 125V124H2ZM6 125V124H5ZM78 125V124H77ZM96 125V124H95ZM95 125H93V126H95ZM132 125V124H131ZM211 125V124H210ZM218 125V124H217ZM243 125V124H242ZM248 125V126H247ZM260 125H262V124H260ZM260 125H257L258 126V128H259V126ZM32 126H34V125H32ZM36 126H38V125H36ZM146 126V125H145ZM148 126V125H147ZM158 126V125H157ZM156 126V127H157ZM214 126H215V124H214ZM224 126H225V124H224ZM244 126V125H243ZM256 126V127H257ZM9 127V126H8ZM16 127H18V125L16 126ZM20 127V126H19ZM21 127H23V126H21ZM72 127V126H71ZM75 127H76V125H75ZM78 127V126H77ZM80 127V126H79ZM138 128L140 127V125H138L137 126ZM143 127H144V125H143ZM245 127L247 128V130H246V128H245V130H246V132L247 131H249V129H252L251 128V125H249V119L247 118L246 120H245ZM15 128V127H14ZM28 128V127H27ZM42 128V127H41ZM81 128V127H80ZM102 128H100V130L102 129ZM140 128H142V127H140ZM149 128V127H148ZM151 128V127H150ZM212 128H213V126H212ZM219 128V127H218ZM217 128V130H219ZM231 128V127H230ZM255 128V127H254ZM3 129V128H2ZM6 129V128H5ZM16 129V128H15ZM24 129V128H23ZM34 129V128H33ZM136 127H132V129L130 130L131 132H135L136 131ZM145 129V128H144ZM144 129H142L143 131H144ZM154 129V128H153ZM158 130H159V128H157ZM242 129V128H241ZM25 130V129H24ZM30 131H31V129H29ZM28 130V131H29ZM81 130V129H80ZM140 130V129H139ZM147 130V129H146ZM210 130V129H209ZM16 131V130H15ZM29 131V132H30ZM85 131V134H87V135H91V132H89V130H84ZM88 131V132H87ZM97 131V130H96ZM141 131V130H140ZM221 131V130H220ZM224 131V130H223ZM226 131H227V129H226ZM225 131V132H226ZM251 132L253 131V130H250ZM257 131V129L254 131V132H256ZM260 131V130H259ZM13 132V131H12ZM28 132V133H29ZM38 132V131H37ZM101 132V131H100ZM155 132H156V130H155ZM158 132H160V131H158ZM215 132H217V131H215ZM240 132V131H239ZM246 132L245 133H243L242 135L243 136H245L244 134H246ZM253 132V134L254 135H256L257 133H259V132H257L256 134ZM7 133V132H6ZM22 133H23V131H22ZM22 133H21V131H20V134L22 135ZM94 133V132H93ZM133 133H131V134H133ZM212 133V132H211ZM218 133V132H217ZM221 133H223V132H220V134ZM27 134V133H26ZM84 134V135H85ZM156 134V133H155ZM225 134V133H224ZM235 134V133H234ZM249 133H247V135H248ZM251 134V133H250ZM261 134H262V136L264 135V128L262 127V129H261ZM9 135V134H8ZM20 135V136H21ZM38 135H40V134H38ZM81 135H83V134H81ZM102 134H100V136H101ZM219 135V134H218ZM258 135V134H257ZM6 136V135H5ZM31 136V135H30ZM65 136V135H64ZM155 136V135H154ZM224 136V135H223ZM237 136V135H236ZM249 136V135H248ZM260 136V135H259ZM258 136V137H259ZM32 137V136H31ZM38 137V136H37ZM82 137V136H81ZM122 137V138H121ZM128 137H129V135H128ZM131 137V136H130ZM132 137H133V135H132ZM151 137H153V136H151ZM214 137V136H213ZM222 137V136H221ZM225 137L227 138V139H229V141H230V145H231V149L229 150L230 151V153L229 154H224L223 152V149H222V154H220L221 155V157L223 158V161H222V164H221V168H220V170H219V168H218V171L216 172L217 173V175H219L220 176V183H222V187H220L221 188V190H222V188L224 189V190H222V191H228V192H231V193H233L237 198H238V200L237 201H233V203H230L229 201H222V199H224L225 198V194H228V193H226V192H224V195H223V198L221 199V203H218L217 205H219L220 204V207H219V211H217V212H215L216 214L214 215V221H215V223L216 224H218V225H216L215 224V227H213V228H211V229H208V231H207V229H206V234H208V236L209 235H214L215 237L214 238H217L218 239V241H220V239L221 238H223V237H225L224 236V234L226 233V229L227 228H229L230 227V225L232 226L234 223H235V225H236V223H238V225L239 224H244V223H246L247 221H249L250 222V224L252 225L251 226V228H252V234L260 241H264V229L262 230L261 229V227H260V225L262 224L261 222H259V223H261L260 225L258 224V216H259V214H261V213H263V210H264V195H263V193H262V191H261V186L255 181V185H253V187H251L252 189H253V191L252 192H254V193H252V194H257V195H259L260 196V199H257V200H255V204H253L252 202H249L250 200H248V199H250V198H248V199H246L245 198V193H244V188H243V185L244 184H248V183H252V180L253 179H255V178H257V176L259 175V174H261L260 176H262V178L264 179V168H262V170L263 171H260L259 170V172L257 173L256 171H258V170H256L257 169V162L255 163V159H256V157L257 156H259V155H257L256 156V154L254 155V156H252V154L250 153L251 151H250V149L248 148V147H250V146H248V144L246 145V147H247V149L246 148H243V149H241L243 146H245L244 145V143H243V138L241 139V138H239L238 136H237V138H235V136H233L232 134H230V133H228V134H225ZM264 137V136H263ZM21 138V137H20ZM24 138V137H23ZM22 138V139H23ZM26 138H29V136H27ZM25 138V139H26ZM51 138V137H50ZM49 138V139H50ZM52 138H55V136L53 135V137ZM224 138V137H223ZM251 138V137H250ZM253 138V137H252ZM260 138V137H259ZM31 139H34V137L33 138H31ZM83 139H84V137H83ZM130 139V138H129ZM210 139V138H209ZM240 139V140H239ZM254 139V138H253ZM260 139H262V138H260ZM4 140V139H3ZM126 140V139H125ZM134 139H132V141H133ZM9 141V140H8ZM14 141V140H13ZM21 141H23V140H21ZM44 141V140H43ZM50 141H52V144H53V139L52 140H50ZM49 141V142H50ZM72 141V140H71ZM213 141H215V140H213ZM238 141V142H237ZM247 141V140H246ZM250 141H251V139H250ZM250 141H248V142H250ZM254 141H256V140H254ZM263 141V140H262ZM261 141V142H262ZM3 142V141H2ZM20 142V141H19ZM27 142V141H26ZM30 142V141H29ZM29 142H27V143H29ZM38 142V141H37ZM36 142V143H37ZM129 142V141H128ZM152 142H154V140H152ZM253 142V141H252ZM260 142V143H261ZM1 143V142H0ZM6 143V142H5ZM32 143V142H31ZM57 143V142H56ZM130 143V142H129ZM128 143V144H129ZM132 143V142H131ZM207 143H208V141H207ZM257 143V142H256ZM255 143V144H256ZM2 144V143H1ZM20 144V143H19ZM69 144V143H68ZM67 144V145H68ZM128 144L126 143V146H128ZM133 144V143H132ZM137 144V143H136ZM153 144V143H152ZM183 144V143H182ZM250 144V143H249ZM254 144V143H253ZM262 144V143H261ZM264 144V143H263ZM12 145V144H11ZM24 145V144H23ZM28 145V144H27ZM32 145V144H31ZM51 145V144H50ZM81 145H82V143H81ZM151 145V144H150ZM216 145V144H215ZM259 145V144H258ZM20 146V145H19ZM52 146V145H51ZM56 146V145H55ZM135 146V145H134ZM138 147L136 148V147H133L132 146V148H131V153L129 154L130 156H129V163H128V168L130 169V171L132 172V174H134V177H135V174L137 175V173H139V172H137L138 171V169H135V167H136V163H137V161L139 160V152H140V147H141V145H140V143H139V145H137ZM152 146V145H151ZM212 146V145H211ZM216 146H218L219 147V145H216ZM242 146V147H241ZM253 146V145H252ZM262 146H264V145H262ZM5 147V146H4ZM35 147H37L36 145H35ZM59 147V146H58ZM206 147H208V146H206ZM257 147V146H256ZM23 148V147H22ZM49 148H50V146H49ZM85 148V147H84ZM220 148V147H219ZM219 148H218V150H219ZM263 148V147H262ZM6 149V148H5ZM8 149V148H7ZM20 149V148H19ZM25 149V148H24ZM51 149H53V147L51 148ZM79 149H82V148H79ZM208 149H212V148H208ZM221 149V148H220ZM33 150V149H32ZM46 150V149H45ZM55 150V149H54ZM69 150V149H68ZM153 150H154V148H153ZM217 150V151H218ZM260 150V149H259ZM263 150V149H262ZM13 151V150H12ZM17 151V150H16ZM37 151V150H36ZM35 151V152H36ZM215 151V150H214ZM34 152V153H35ZM52 152V151H51ZM212 152V151H211ZM219 152V151H218ZM8 153V152H7ZM6 153V154H7ZM28 153V152H27ZM68 153V152H67ZM79 153V152H78ZM84 153V152H83ZM228 153V152H227ZM11 154V152H9L8 153V158H9V155ZM40 154V153H39ZM24 155V154H23ZM29 155V154H28ZM37 155H38V153H37ZM50 155V154H49ZM148 159H149V163L148 164H152V166H155V164H158V165H162V167L166 164L165 163V157L163 158V156L160 154L159 156H155L156 158H153V156L151 155V152L149 151L148 152ZM11 156V155H10ZM26 156V155H25ZM30 156V155H29ZM34 156V155H33ZM41 156V155H40ZM44 156V155H43ZM70 156H72V155H70ZM69 156V157H70ZM84 156V155H83ZM252 156V157H251ZM3 157H5V156H3ZM16 157V156H15ZM28 157V156H27ZM50 157V159L51 158H53V157H51V156H49ZM73 157V156H72ZM214 157V156H213ZM220 157V156H219ZM219 157H217V158H219ZM254 157H255V159H254ZM260 157V156H259ZM20 158V157H19ZM19 158H17V159H19ZM23 158V157H22ZM29 158V157H28ZM261 158H263V156L262 157H260V159ZM16 159V158H15ZM49 159V158H48ZM55 159V158H54ZM58 159V158H57ZM66 159H69V158H66ZM168 159V158H167ZM7 160V159H6ZM12 160V159H11ZM72 160V159H71ZM70 160V161H71ZM205 160V159H204ZM220 160V159H219ZM254 160V161H253ZM19 161V160H18ZM25 161V160H24ZM77 161V160H76ZM83 161V160H82ZM214 161V160H213ZM258 161H260V160H258ZM37 161H35V163H36ZM74 162V161H73ZM148 162V161H147ZM155 162V163H154ZM212 162V161H211ZM220 162V161H219ZM262 162V161H261ZM26 163V162H25ZM30 163V162H29ZM41 163V162H40ZM84 163V162H83ZM218 163V162H217ZM263 163H264V160H263ZM10 164V163H9ZM27 164V163H26ZM32 164V163H31ZM43 164H45V163H43ZM48 164V163H47ZM65 164V163H64ZM207 164V163H206ZM7 165H8V163H7ZM11 165H13V164H11ZM21 165V164H20ZM20 165H13L15 168H14V177L15 178H18V176H20L22 173H21V170H20V168H19V166ZM33 165V164H32ZM42 165V164H41ZM40 165V166H41ZM50 165V164H49ZM53 165V164H52ZM58 165H60V164H58ZM72 165V164H71ZM194 165V164H193ZM259 165H261V164H259ZM34 166V165H33ZM43 166V165H42ZM126 166H127V163H126ZM263 166V165H262ZM6 167V166H5ZM12 167V166H11ZM57 167V166H56ZM59 167V166H58ZM74 167V166H73ZM81 167V166H80ZM211 167V166H210ZM217 167V166H216ZM219 167V166H218ZM7 168H8V166H7ZM41 168V167H40ZM72 168V167H71ZM70 168V169H71ZM153 168V167H152ZM160 168V167H159ZM214 168V167H213ZM260 168V167H259ZM34 169H36V168H34ZM63 169H64V167H63ZM73 169V168H72ZM83 169V168H82ZM122 169V170H121ZM125 170L127 169L126 167L124 168ZM217 169V168H216ZM2 170V169H1ZM0 170V171H1ZM30 170V169H29ZM67 170V169H66ZM4 171V170H3ZM38 171V170H37ZM45 171H48V170H46L45 169ZM71 171V170H70ZM90 171V172H89ZM140 171V170H139ZM159 172V174L160 175H162L161 174V172L163 173V171L162 170H158ZM214 171V170H213ZM216 171V170H215ZM31 172H32V170H31ZM34 172V171H33ZM87 172H84V173H86L87 174ZM155 172V171H154ZM4 173V172H3ZM3 173H2V175H3ZM12 173V172H11ZM12 173V174H13ZM55 173V172H54ZM72 173V172H71ZM141 173V172H140ZM142 173H143V171H142ZM157 173V174H158ZM34 174V173H33ZM80 174V173H79ZM81 174H82V171H81ZM125 174V173H124ZM154 174V173H153ZM158 174V175H159ZM211 174H213V173H211ZM1 175V174H0ZM5 175V174H4ZM7 175V174H6ZM11 175V174H10ZM82 175H84V174H82ZM93 175V176H94ZM155 175V174H154ZM159 175V176H160ZM214 175H216V174H213V176ZM232 175H233V177H232ZM26 176V175H25ZM89 176V175H88ZM27 177V176H26ZM137 177V176H136ZM135 177V178H136ZM139 177H140V174H139ZM156 177V176H155ZM3 178V177H2ZM5 178V177H4ZM9 178V177H8ZM51 178V177H50ZM131 178V177H130ZM6 179V178H5ZM21 179V178H20ZM78 179H80L81 180V178H80V176H79V178ZM127 178H125V180H126ZM209 179V178H208ZM215 179V178H214ZM213 179V180H214ZM235 179L237 180V181H239L242 185H237V186H232V183H234V184H236V182H235ZM258 179H261V178H258ZM258 179H256L257 181H258ZM262 179V181H264ZM8 180V179H7ZM6 180V181H7ZM11 180V179H10ZM26 180H27V178H26ZM48 180V179H47ZM46 180V181H47ZM52 180V179H51ZM58 180V179H57ZM60 180V179H59ZM124 180V181H125ZM55 181V180H54ZM136 181V180H135ZM218 181V180H217ZM12 182V181H11ZM20 182V181H19ZM49 182V181H48ZM97 182V180H94V183H96ZM8 183H9V181H8ZM55 183V182H54ZM124 183V182H123ZM128 183V182H127ZM4 184V183H3ZM11 184V183H10ZM18 184V183H17ZM49 184V183H48ZM51 184V183H50ZM215 185V184H214ZM3 186V185H2ZM10 186V185H9ZM24 186V185H23ZM126 186V185H125ZM216 186H218V185H216ZM219 186H220V184H219ZM218 186V187H219ZM12 187V186H11ZM212 187V186H211ZM217 187V188H218ZM18 188V187H17ZM50 188V187H49ZM119 188V187H118ZM127 188V187H126ZM216 187L215 188H213V190L215 191V189H217ZM220 188H218V189H220ZM22 189V188H21ZM54 189V188H53ZM119 189H121V187L119 188ZM6 190V189H5ZM32 190V189H31ZM44 190V189H43ZM57 190V189H56ZM72 190V189H71ZM212 190V191H213ZM220 190V191H221ZM263 190V189H262ZM7 191H8V189H7ZM41 191V190H40ZM52 192H53V190H51ZM59 191V190H58ZM220 191H217L218 193L220 192ZM21 192V191H20ZM46 192V191H45ZM78 192V191H77ZM117 192H118V190H117ZM121 192V193H120ZM120 192H118V193H120V196L118 197V199H116L114 202H113V204H111L110 205V203H108L109 205H110V207H114V209L113 210H111L112 212H113V215L112 214H109V221L111 222V225H112V232H113V234L116 232V230H117V227L115 226V224H114V222L116 221V224H119V222H118V217L120 216L119 214L120 213H122L123 211H124V208H126V206L124 207L123 205H124V200H125V195L127 196V190L125 189V187H124V191H123V189H121V191ZM210 191H208V193H209ZM246 192V191H245ZM3 193V192H2ZM7 193V192H6ZM15 193H17V191L15 192ZM24 193V192H23ZM79 193V192H78ZM77 193V194H78ZM211 194H212V192H210ZM1 194V193H0ZM22 194V193H21ZM39 194V193H38ZM50 194V193H49ZM75 194V193H74ZM217 194V193H216ZM221 194H223V193H221ZM247 194H250V193H247ZM58 195V194H57ZM65 195V194H64ZM87 195H89V194H87ZM207 195H209L210 196V194H207ZM220 195V194H219ZM254 195H253V197H251V198H254ZM256 195V196H257ZM4 196V195H3ZM25 196V195H24ZM27 196V195H26ZM38 196V195H37ZM73 196V195H72ZM90 196V195H89ZM216 196V195H215ZM218 196V195H217ZM230 196V195H229ZM234 196V197H235ZM252 196V195H251ZM7 197V196H6ZM28 197H29V193H28ZM50 197V196H49ZM60 197V196H59ZM71 197V196H70ZM78 197V196H77ZM221 197V196H220ZM249 197V196H248ZM258 197V196H257ZM256 197V198H257ZM27 198V197H26ZM25 198V199H26ZM34 198V197H33ZM42 198V197H41ZM80 198H82V197H80ZM210 198H211V201L213 202V201H216L217 199L214 197V196H210ZM226 198H227V196H226ZM232 198V196L230 197V199ZM15 199V198H14ZM31 199V198H30ZM43 199V198H42ZM131 199V198H130ZM219 199V198H218ZM229 199V198H228ZM234 199V198H233ZM243 199V200H242ZM7 200V199H6ZM21 200H22V197H21ZM32 200V199H31ZM45 200V199H44ZM58 200H59V198H58ZM61 200V199H60ZM69 200H71V199H69ZM90 200V199H89ZM206 200H208V199H206ZM232 200V199H231ZM236 200V199H235ZM252 200V199H251ZM254 200V199H253ZM11 201V200H10ZM30 201V200H29ZM33 201V200H32ZM56 201V200H55ZM127 201V200H126ZM129 201V200H128ZM21 202V201H20ZM26 202V201H25ZM27 202H28V200H27ZM37 202V201H36ZM87 202V201H86ZM136 202V201H135ZM211 202V203H212ZM218 202V201H217ZM232 202V201H231ZM13 203V202H12ZM15 203V202H14ZM18 203V202H17ZM61 203V202H60ZM210 203V202H209ZM30 204V203H29ZM36 204H38V203H36ZM70 204V203H69ZM128 204V203H127ZM126 204V205H127ZM13 205V204H12ZM20 205V204H19ZM41 205V204H40ZM44 205V204H43ZM53 205V204H52ZM134 205V204H133ZM214 205H216V204H214ZM213 205V206H214ZM217 205H216V207H217ZM28 206V205H27ZM39 206V205H38ZM68 206V205H67ZM73 206L80 212V214H83L84 215V217H83V219H84V221L85 222H87V224H89V225H91L92 226V223L90 222L91 221V218L92 217H89L88 215H86L83 211H86L87 209H85V207H84V205H83V201H80L79 199H78V203L76 204L75 202H73ZM88 206H90V205H88ZM208 206V209L209 208H211L212 207V205H211V207L209 206V205H207ZM6 207V206H5ZM11 207V206H10ZM26 207V206H25ZM49 207H51V206H49ZM58 207V206H57ZM56 207V208H57ZM62 207V206H61ZM22 208V207H21ZM43 208H44V206H43ZM65 208V207H64ZM67 208V207H66ZM58 209V208H57ZM68 209H70V208H68ZM217 209V208H216ZM3 210V209H2ZM17 210V209H16ZM30 210V209H29ZM52 210V209H51ZM54 210V209H53ZM91 209L89 208L88 209V211H90ZM213 210V209H212ZM36 211V210H35ZM43 211H45V210H43ZM206 211H209V210H207L206 209ZM16 212V211H15ZM28 212V211H27ZM26 212V213H27ZM70 212V211H69ZM29 213V212H28ZM43 213V212H42ZM54 213V212H53ZM109 213V212H108ZM17 214H19V213H17ZM23 214V213H22ZM45 214V213H44ZM66 214V213H65ZM69 214V213H68ZM71 214V213H70ZM70 214H69V216H70ZM124 214V213H123ZM16 215V214H15ZM33 215V214H32ZM54 215V214H53ZM73 215V214H72ZM104 215V214H103ZM263 215H264V213H263ZM36 216V215H35ZM42 216V215H41ZM48 216V215H47ZM106 216V215H105ZM108 216V215H107ZM210 216H211V214H210ZM213 216V215H212ZM211 216V217H212ZM38 217V216H37ZM59 217V216H58ZM58 217H57V219H58ZM99 217V216H98ZM258 217V218H257ZM264 217V216H263ZM16 218V217H15ZM32 218V217H31ZM69 218V217H68ZM73 218V217H72ZM213 218H212V220H213ZM20 219V218H19ZM54 219V218H53ZM65 219H67V218H65ZM260 219V218H259ZM3 220V219H2ZM44 220V219H43ZM68 220H70V219H68ZM96 220V219H95ZM98 220V219H97ZM263 220V219H262ZM5 221V220H4ZM40 221V220H39ZM51 221V220H50ZM65 221V220H64ZM74 221V220H73ZM93 221H94V219H93ZM121 221V220H120ZM264 221V220H263ZM262 221V222H263ZM27 221H25V223H26ZM67 222V221H66ZM72 222V221H71ZM10 223V222H9ZM94 223V222H93ZM100 223V222H99ZM121 223V222H120ZM125 223V222H124ZM214 223V222H213ZM46 224V223H45ZM249 224V225H250ZM66 225V224H65ZM123 224H121V226H122ZM64 226V225H63ZM75 226V225H74ZM209 226V225H208ZM213 226H214V224H213ZM217 226V227H216ZM56 227H57V225H56ZM234 227V226H233ZM264 227V226H263ZM76 228V227H75ZM86 228H87V226H86ZM46 229V228H45ZM52 229V228H51ZM66 229H68V228H66ZM82 229V228H81ZM92 229L94 230V228L93 227H89V230H90V232H91V234L93 233L92 232ZM106 229V228H105ZM239 229V228H238ZM242 229H243V227H242ZM65 230V229H64ZM79 230V229H78ZM77 230V231H78ZM89 230H88V232L87 233H89ZM119 230V229H118ZM214 230H215V232H214ZM244 230H245V228H244ZM57 231V230H56ZM60 231V230H59ZM62 231V230H61ZM60 231V232H61ZM107 231V230H106ZM121 231V230H120ZM212 231H213V233H212ZM240 231V230H239ZM247 231H248V229H247ZM246 231V232H247ZM47 232V231H46ZM109 232H110V230H109ZM228 233H229V231H227ZM243 232V231H242ZM245 232V231H244ZM74 233H76V232H74ZM121 233V232H120ZM123 233V232H122ZM231 233V232H230ZM65 234H67V233H65ZM69 234V233H68ZM67 234V235H68ZM117 234H118V232H117ZM245 234H248V233H245ZM76 235V234H75ZM87 235H89V234H87ZM112 235V234H111ZM227 235V234H226ZM242 236L244 235V233L243 234H241ZM240 235V236H241ZM250 235V234H249ZM56 236V235H55ZM61 236H63V235H61ZM96 236V235H95ZM207 236V237H208ZM227 236H229V235H227ZM241 236V237H242ZM59 237H60V235H59ZM71 237H73L74 238V235H72ZM75 237H77V236H75ZM97 237V236H96ZM114 237V236H113ZM121 237V236H120ZM248 237V236H247ZM54 238V237H53ZM56 238H58V237H56ZM80 238H81V236H80ZM85 238H87L86 236H85ZM92 238V237H91ZM111 238V237H110ZM117 238V237H116ZM115 238V239H116ZM122 238V237H121ZM211 238V237H210ZM229 238V237H228ZM244 238H245V236H244ZM252 238V237H251ZM254 238V237H253ZM41 239V238H40ZM40 239H38V240H40ZM42 239H44V238H42ZM41 239V240H42ZM70 239V238H69ZM79 239V238H78ZM101 239V238H100ZM113 239V238H112ZM216 239V240H217ZM226 239V238H225ZM71 240V239H70ZM75 240H76V238H75ZM98 240V239H97ZM110 240V239H109ZM205 240V239H204ZM215 240V241H216ZM223 240V239H222ZM221 240V241H222ZM255 240V239H254ZM253 240V241H254ZM35 241V240H34ZM50 241V240H49ZM63 241H65V240H63ZM73 241V240H72ZM80 240H78V242H79ZM83 241V240H82ZM88 241V240H87ZM99 241V240H98ZM102 241V240H101ZM121 241V240H120ZM124 241V240H123ZM211 241H212V239H211ZM218 241H216L218 244H217V246L220 244ZM224 241H226V240H224ZM256 241V240H255ZM68 242V241H67ZM119 242V241H118ZM213 242H214V240H213ZM215 242V243H216ZM53 243V242H52ZM82 243V242H81ZM81 243H80V245H81ZM226 243V242H225ZM263 243V242H262ZM54 244V243H53ZM63 244V243H62ZM67 244V243H66ZM70 244V243H69ZM102 244V243H101ZM100 244V245H101ZM109 244V243H108ZM120 244V243H119ZM119 244H118V247H119ZM122 244V243H121ZM124 244V243H123ZM224 244V243H223ZM260 244V243H259ZM41 245V244H40ZM56 245V244H55ZM65 245V244H64ZM68 245V244H67ZM71 245H74V243L73 244H71ZM70 245V246H71ZM103 245H105V244H103ZM103 245H101V246H103ZM221 245V244H220ZM225 246H226V244H224ZM261 245V244H260ZM260 245H259V247H260ZM63 246V245H62ZM66 246V245H65ZM69 246V245H68ZM108 246V245H107ZM111 246V245H110ZM116 246V245H115ZM203 246V245H202ZM207 246V245H206ZM205 246V247H206ZM223 246V245H222ZM220 247V248H223V247ZM42 247V246H41ZM50 247V246H49ZM163 247V246H162ZM170 247V246H169ZM168 247V248H169ZM205 247H203V248H205ZM262 247H264V245L262 246ZM261 247V248H262ZM40 247H39V245H38V249H39ZM44 248H45V246H44ZM43 248V249H44ZM52 248V247H51ZM50 248V249H51ZM71 248V247H70ZM115 248V247H114ZM165 248V247H164ZM201 248V247H200ZM47 249V248H46ZM45 249V250H46ZM55 249V248H54ZM59 249V248H58ZM79 249V248H78ZM84 249V248H83ZM163 249V248H162ZM171 249V248H170ZM170 249H168L167 250V252H165L166 254H169L168 253V251L170 250ZM198 249V248H197ZM217 249H219V247H217ZM258 249V248H257ZM72 250H74V249H72ZM77 250V249H76ZM85 250V249H84ZM165 250H166V248H165ZM164 250V251H165ZM223 250H225V249H223ZM43 251V250H42ZM55 251V250H54ZM58 251V250H57ZM69 251V250H68ZM71 251V250H70ZM114 251H116L115 249L113 250V252ZM202 250H200V252H201ZM219 251H221V250H219ZM33 252V251H32ZM40 252V251H39ZM75 252V251H74ZM73 252V253H74ZM81 252V251H80ZM84 252V251H83ZM88 252H89V250H88ZM91 252V251H90ZM118 252V251H117ZM160 252V251H159ZM162 252V251H161ZM260 252H262V251H260ZM34 253H36V251L34 252ZM50 253V252H49ZM164 253V257L163 256H161V257H163V258H165L166 259V257L165 256H167L166 254ZM221 253V252H220ZM37 254H38V252H37ZM46 254V253H45ZM54 254V253H53ZM56 254V253H55ZM75 254V253H74ZM76 254H77V251H76ZM76 254H75V256H76ZM78 254H79V252H78ZM86 254V253H85ZM89 254V253H88ZM87 254V255H88ZM199 254V253H198ZM198 254H196V255H198ZM201 254H202V259H206L207 260V264H208V262H209V264H212L213 263V261H215V260H213V255L215 254L214 253V249H213V246L211 245H209V247H207V248H205V250H203V253L201 252ZM223 254H224V252H223ZM223 254H221V255H223ZM264 254V253H263ZM42 255V254H41ZM48 255V254H47ZM50 255V254H49ZM80 255V254H79ZM92 254L90 253V255H88V256H91ZM116 255V254H115ZM216 255V254H215ZM219 254L217 253V256H218ZM258 255H260V253L258 254ZM23 256V255H22ZM37 256H40L39 254L37 255ZM67 256V255H66ZM74 256V257H75ZM83 256V255H82ZM86 256V255H85ZM117 256H118V254H117ZM225 256V255H224ZM257 256V255H256ZM46 257V256H45ZM78 257V256H77ZM76 257V258H77ZM120 257V256H119ZM159 257H160V255H159ZM198 257H200L199 255H198ZM216 257V256H215ZM220 256H218V260L220 259L219 258ZM226 257V256H225ZM245 257V256H244ZM260 257V259H257V261L258 260H260L261 262H263V264H264V256L263 255H260L259 256ZM47 258H48V256H47ZM65 258V257H64ZM79 258H81L80 256H79ZM121 258H122V255H121ZM158 258V257H157ZM258 258V257H257ZM66 260H67V258H65ZM93 259V258H92ZM115 259V258H114ZM170 259V258H169ZM214 259H216V261H218L217 260V257L216 258H214ZM222 259V258H221ZM244 259V258H243ZM246 259V258H245ZM43 260V259H42ZM155 260V259H154ZM227 260V259H226ZM50 261V260H49ZM65 261V260H64ZM68 261V260H67ZM79 261V260H78ZM83 261V260H82ZM81 261V259H80V262H82ZM85 261V260H84ZM121 261H123V260H121ZM125 261V260H124ZM157 261H159V259L157 260ZM169 260H168V258H167V262H164V263H167V264H170V262H168ZM220 261V260H219ZM222 261V260H221ZM225 261V260H224ZM223 261V262H224ZM245 261V260H244ZM47 261H45V263H46ZM51 262V261H50ZM55 262V261H54ZM73 262V261H72ZM156 262V261H155ZM242 262V264L243 263H245V264H248V262H250V261H248V262H243V261H241ZM241 262H240V264H241ZM260 262V263H261ZM66 263V262H65ZM68 263V262H67ZM122 263V262H121ZM164 263H162V264H164ZM171 263H172V261H171ZM215 263V262H214ZM222 263V262H221ZM229 263V262H228ZM254 263L256 264V260L254 261ZM258 263V262H257ZM48 264H49V262H48ZM59 264V263H58ZM63 264V263H62ZM70 264V263H69ZM125 264V263H124ZM158 264H160V261L158 262ZM173 264V263H172ZM176 264V263H175ZM218 264V263H217ZM226 264V263H225ZM231 264V263H230ZM237 264H239V263H237ZM262 264V263H261Z\"/></svg>",
  "mask_w": 264,
  "mask_h": 264
}]
</instances>
